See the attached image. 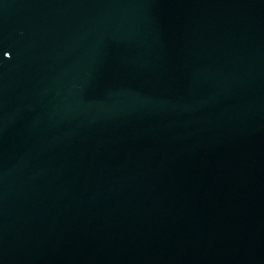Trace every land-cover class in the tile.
<instances>
[{
	"label": "water",
	"instance_id": "1",
	"mask_svg": "<svg viewBox=\"0 0 264 264\" xmlns=\"http://www.w3.org/2000/svg\"><path fill=\"white\" fill-rule=\"evenodd\" d=\"M0 264H264V0H0Z\"/></svg>",
	"mask_w": 264,
	"mask_h": 264
},
{
	"label": "snow or ice",
	"instance_id": "2",
	"mask_svg": "<svg viewBox=\"0 0 264 264\" xmlns=\"http://www.w3.org/2000/svg\"><path fill=\"white\" fill-rule=\"evenodd\" d=\"M5 55H7V53H5Z\"/></svg>",
	"mask_w": 264,
	"mask_h": 264
}]
</instances>
